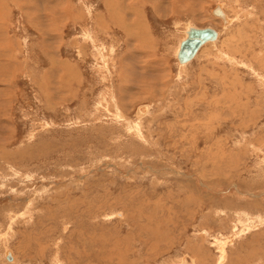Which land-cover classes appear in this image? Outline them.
Instances as JSON below:
<instances>
[{
    "label": "rangeland",
    "instance_id": "1",
    "mask_svg": "<svg viewBox=\"0 0 264 264\" xmlns=\"http://www.w3.org/2000/svg\"><path fill=\"white\" fill-rule=\"evenodd\" d=\"M0 264H264V0H0Z\"/></svg>",
    "mask_w": 264,
    "mask_h": 264
},
{
    "label": "water",
    "instance_id": "2",
    "mask_svg": "<svg viewBox=\"0 0 264 264\" xmlns=\"http://www.w3.org/2000/svg\"><path fill=\"white\" fill-rule=\"evenodd\" d=\"M224 16L222 10L217 6L214 13ZM218 33L211 27H191L187 32V37L182 40L177 54L178 61L182 64L193 60L200 48L208 41L217 39Z\"/></svg>",
    "mask_w": 264,
    "mask_h": 264
},
{
    "label": "bare ground",
    "instance_id": "3",
    "mask_svg": "<svg viewBox=\"0 0 264 264\" xmlns=\"http://www.w3.org/2000/svg\"><path fill=\"white\" fill-rule=\"evenodd\" d=\"M218 7L222 10V12H223V14H224V16H220L219 14H216V12L214 13V11H213V13L217 16V17H220L222 20H223V22L224 23H227V24H229L230 22H231V18L230 17H228L229 15H228V13L225 11V9L223 8V6L221 5V4H219L218 5ZM191 27H197V26H190L189 28H188V30L191 28ZM211 27V26H210ZM198 28H202V27H198ZM211 28H214V27H211ZM216 31H217V33H218V36H217V39H215V40H210V41H208V42H206L205 44H207V43H209V42H214V41H216V40H218V38H219V32H218V30L216 29V28H214ZM188 30L186 31V33L188 32ZM186 37H187V35H186ZM184 40V39H183ZM182 41H180V43H181ZM204 44V45H205ZM203 45V46H204ZM202 46V47H203ZM201 47V48H202ZM200 48V49H201ZM179 49H180V47L178 48V52H179ZM200 51V50H199ZM199 51H198V53H199ZM178 52H177V54H178ZM197 53V54H198ZM197 54H196V56H197ZM195 56V57H196ZM180 63V62H179ZM180 64H182V63H180ZM186 64V63H185ZM224 253V252H223ZM222 253V254H223ZM12 259V258H11ZM192 261V260H191Z\"/></svg>",
    "mask_w": 264,
    "mask_h": 264
}]
</instances>
